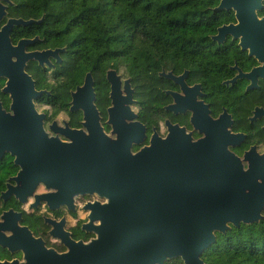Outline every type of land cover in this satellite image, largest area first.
Returning a JSON list of instances; mask_svg holds the SVG:
<instances>
[{"label": "water", "instance_id": "water-1", "mask_svg": "<svg viewBox=\"0 0 264 264\" xmlns=\"http://www.w3.org/2000/svg\"><path fill=\"white\" fill-rule=\"evenodd\" d=\"M263 2L221 0L215 10L234 11L236 23L221 25L212 39L224 43L231 35L233 40L239 39L243 50L249 49L263 62L264 17L258 15ZM4 14L5 6L0 2V19ZM43 20L10 19L0 31V43L10 46L9 32L14 25ZM44 54L34 52L31 57L40 59ZM116 73H108L112 112L120 108L133 116L130 79L122 89ZM160 76L186 85L187 71L176 77L163 70ZM11 83L14 113L4 116L6 125L0 130V140L13 154L22 156L24 172L32 173L39 166V180L48 188L57 187V195L66 194L72 209L74 198L80 194L96 193L108 199L85 207L90 211L86 226L97 238L85 243L75 241L68 233L69 251L53 256V264H165L173 258H181L185 264H207L202 255L216 241L217 231L262 218L264 163L239 158L229 150L225 136L208 133L206 138L193 141L189 134L180 138L172 135L134 154L124 133L137 123L122 119L115 121L121 128L119 140L109 145L98 122L89 73L85 85L74 94V104L85 110V124L91 133L87 136L80 130H68L74 141L65 143L45 133L44 115L38 113L33 102L41 92L31 89V79L25 78L24 93L18 91L16 81ZM206 122L209 125V120ZM245 160H249L248 168ZM53 194L42 198L48 201Z\"/></svg>", "mask_w": 264, "mask_h": 264}, {"label": "flooded vegetation", "instance_id": "flooded-vegetation-1", "mask_svg": "<svg viewBox=\"0 0 264 264\" xmlns=\"http://www.w3.org/2000/svg\"><path fill=\"white\" fill-rule=\"evenodd\" d=\"M0 2L5 6L0 31L12 18L36 19L14 16L11 9L18 6L15 0ZM261 11L258 15L264 17ZM233 23H236V18ZM39 24L14 25L9 32L10 46L0 43V130L6 125L4 116L14 113L11 82L16 81L18 91L24 93L25 78L29 77L31 89L41 92V95L33 97V102L38 113L44 115L43 127L47 136L72 143L74 140L68 135V130H80L90 135L91 131L85 124L88 121L85 110L82 105L75 107L74 104V94L85 85L90 73L98 122L102 133L109 138V145L120 137L121 128L115 121L124 119L137 123L124 133L134 154L151 147L154 141H166L172 135L180 138L189 134L193 141H198L209 133L225 136L229 150L239 158L244 160L248 157L264 163V61L251 55L249 49L243 50L239 39L233 40V36L227 35L224 43H218L211 36L222 52H227L232 44L239 50L232 59L205 61L227 66L226 78L220 80L219 88L195 79L189 69L176 73L163 67L158 76L164 83L156 93L160 99L144 105L132 77L123 75L113 65L105 68L103 80L102 76L95 74L96 68H92L73 85L72 71L68 74V33L59 37L65 42L57 45L55 40L59 33L41 35ZM34 52L45 54L39 59L31 57ZM111 70L121 77L122 89L125 81L130 79L133 95L130 111L133 116L123 113L120 108L112 112V83L108 78ZM163 70L176 77L187 71L185 87L184 82L160 76ZM185 88L189 89L188 92ZM84 99L87 101L88 95ZM206 120H209V125H206ZM21 159L22 156L13 154L5 141L0 140V263L53 264V256L69 251L68 233L75 241L85 243L97 238V234L86 226L90 222V211L85 207L96 202L103 204L108 199L96 193L80 194L74 198L72 209L68 206L66 194L57 195V187L48 188L39 180V166L32 173H25ZM244 164L248 168L249 160ZM50 193L54 194L49 200H43L42 196ZM94 224H99V221Z\"/></svg>", "mask_w": 264, "mask_h": 264}, {"label": "trees", "instance_id": "trees-1", "mask_svg": "<svg viewBox=\"0 0 264 264\" xmlns=\"http://www.w3.org/2000/svg\"><path fill=\"white\" fill-rule=\"evenodd\" d=\"M221 0H15L14 16L44 20L41 35L57 34L62 45L68 33V74L72 84L86 71L104 77L113 65L132 77L138 97L148 105L164 80L159 71L184 69L198 80L219 88L227 66L208 60L232 59L236 45L227 52L211 36L218 27L235 21L234 11L215 10ZM264 15V8L261 11ZM211 69V70H210ZM207 264H264V213L258 222L230 224L216 232V241L203 252ZM165 264H185L173 258Z\"/></svg>", "mask_w": 264, "mask_h": 264}, {"label": "rangeland", "instance_id": "rangeland-1", "mask_svg": "<svg viewBox=\"0 0 264 264\" xmlns=\"http://www.w3.org/2000/svg\"><path fill=\"white\" fill-rule=\"evenodd\" d=\"M122 72V71H121Z\"/></svg>", "mask_w": 264, "mask_h": 264}]
</instances>
